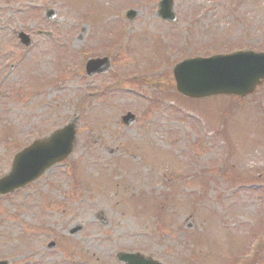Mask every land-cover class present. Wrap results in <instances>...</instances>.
<instances>
[{"label": "rangeland", "instance_id": "374dc122", "mask_svg": "<svg viewBox=\"0 0 264 264\" xmlns=\"http://www.w3.org/2000/svg\"><path fill=\"white\" fill-rule=\"evenodd\" d=\"M157 2L0 0V176L55 127L74 119L77 137L63 161L0 197V258L117 264L122 249L164 264H264V82L244 98L192 99L172 76L190 56L264 51V0H173L176 22ZM103 55L110 70L87 76V58Z\"/></svg>", "mask_w": 264, "mask_h": 264}, {"label": "water", "instance_id": "95a60500", "mask_svg": "<svg viewBox=\"0 0 264 264\" xmlns=\"http://www.w3.org/2000/svg\"><path fill=\"white\" fill-rule=\"evenodd\" d=\"M159 6L161 16L175 20L172 0H161ZM133 14L131 10L128 12L129 17ZM109 66L107 57L91 59L86 63V70L92 74L106 71ZM173 74L176 89L184 96L200 98L230 93L244 96L264 79V54L239 51L227 55L186 59L174 66ZM133 120L134 115L130 112L122 116V121L126 124ZM74 145V136L64 134V129L53 132L44 140L34 141V145L16 154L10 171L0 178V194L10 192L33 180L53 162L66 157ZM102 221L105 222L104 219ZM75 230L76 228L72 231ZM118 256L127 264H159L141 258L142 255L138 253L119 252ZM0 264L7 262L0 261Z\"/></svg>", "mask_w": 264, "mask_h": 264}]
</instances>
